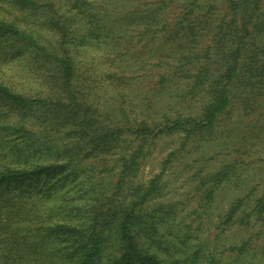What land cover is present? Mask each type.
Instances as JSON below:
<instances>
[{"label": "trees", "instance_id": "1", "mask_svg": "<svg viewBox=\"0 0 264 264\" xmlns=\"http://www.w3.org/2000/svg\"><path fill=\"white\" fill-rule=\"evenodd\" d=\"M78 14L96 29L86 37L88 42L99 40L117 49L124 27L132 24L142 26L144 35L158 33L170 44L169 55L181 51V78L202 97L199 115L168 120L158 130L143 122L132 128L100 120L74 84L72 49L86 39L74 37L72 23ZM37 24L59 36L51 37L47 46L37 40L35 34L42 33ZM30 47L53 67L61 90L54 99L49 93L30 96L0 79V264H160L157 254L139 242L144 231L137 227L138 206L162 194L159 177L140 185L137 192L111 199L104 209L94 211L91 204L83 212L84 204H69L67 191L76 192L80 184L76 177L69 181L65 172L74 169L69 164L80 150L95 157L127 145L126 136L211 132L235 99L264 98V0H146L122 14L117 0H0V64ZM51 130L76 139L66 163H50L61 154L40 141L55 139L48 134ZM37 133L41 134L34 139ZM142 152L143 146L132 149L127 162ZM228 173L222 169L210 175L212 188L228 179ZM89 188L93 190L92 184ZM240 206L238 202L230 208L226 222ZM161 211L162 218L173 216L175 205L164 204ZM249 217L240 221L248 222Z\"/></svg>", "mask_w": 264, "mask_h": 264}, {"label": "rangeland", "instance_id": "2", "mask_svg": "<svg viewBox=\"0 0 264 264\" xmlns=\"http://www.w3.org/2000/svg\"><path fill=\"white\" fill-rule=\"evenodd\" d=\"M145 1L117 0V9L122 14ZM87 22L83 14L76 15L72 23L76 39L95 32ZM36 26L42 32L35 34L37 40L47 46L51 37L55 40L59 36L46 26ZM141 29L125 26L117 49L104 47L99 40L88 42L90 38L72 49L78 95L97 110L100 120L113 126L126 123L134 128L143 122L158 130L168 120L199 115L202 97L190 91L181 78V51L169 55V43L158 33L147 36ZM22 53L0 64V79L27 95L49 93L54 99L61 88L53 67L44 64L35 48ZM211 130L190 137L183 131L145 138L126 136L127 145L95 157L80 150L68 163L74 169L65 172L69 181L76 177L80 184L76 192L66 190V197L72 199L69 204H84L83 212L91 204L94 211L104 209L111 199L137 192L140 185L159 177L162 194L138 206L137 227L144 231L139 242L157 254L160 264H264V98L250 95L247 102L235 99ZM48 134L55 139L40 141L48 143L47 148L61 150L50 163L69 161L76 139L62 131ZM141 146L142 154L127 162L132 149ZM222 169L229 172L228 179L212 188L209 176ZM211 189L214 192L208 196ZM238 202L241 206L226 222L230 208ZM167 203H173L175 211L173 216L162 218V205ZM81 215L78 213V218ZM244 215L250 217L242 223Z\"/></svg>", "mask_w": 264, "mask_h": 264}]
</instances>
